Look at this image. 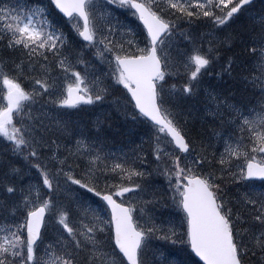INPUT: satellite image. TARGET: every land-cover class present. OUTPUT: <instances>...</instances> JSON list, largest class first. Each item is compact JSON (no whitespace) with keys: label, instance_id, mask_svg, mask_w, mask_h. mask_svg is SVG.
<instances>
[{"label":"snow or ice","instance_id":"6c2138e0","mask_svg":"<svg viewBox=\"0 0 264 264\" xmlns=\"http://www.w3.org/2000/svg\"><path fill=\"white\" fill-rule=\"evenodd\" d=\"M0 264H264V0H0Z\"/></svg>","mask_w":264,"mask_h":264},{"label":"trees","instance_id":"16d2710c","mask_svg":"<svg viewBox=\"0 0 264 264\" xmlns=\"http://www.w3.org/2000/svg\"><path fill=\"white\" fill-rule=\"evenodd\" d=\"M67 28L68 26L66 25L65 30H67ZM109 112H111L114 122H118L121 126H124L123 117H118V114L115 112L114 108H112L110 105H105L104 114L107 115Z\"/></svg>","mask_w":264,"mask_h":264}]
</instances>
